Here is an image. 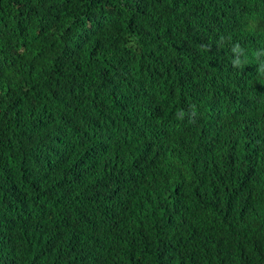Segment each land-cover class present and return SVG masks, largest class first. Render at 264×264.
I'll list each match as a JSON object with an SVG mask.
<instances>
[{"label":"trees","instance_id":"obj_1","mask_svg":"<svg viewBox=\"0 0 264 264\" xmlns=\"http://www.w3.org/2000/svg\"><path fill=\"white\" fill-rule=\"evenodd\" d=\"M0 264H264V0H0Z\"/></svg>","mask_w":264,"mask_h":264},{"label":"clouds","instance_id":"obj_2","mask_svg":"<svg viewBox=\"0 0 264 264\" xmlns=\"http://www.w3.org/2000/svg\"><path fill=\"white\" fill-rule=\"evenodd\" d=\"M239 50V45H236L234 48H233V51H238ZM240 64V61L239 59L235 60L234 61V65H239Z\"/></svg>","mask_w":264,"mask_h":264},{"label":"bare ground","instance_id":"obj_3","mask_svg":"<svg viewBox=\"0 0 264 264\" xmlns=\"http://www.w3.org/2000/svg\"><path fill=\"white\" fill-rule=\"evenodd\" d=\"M209 56V55H208ZM208 60V59H207Z\"/></svg>","mask_w":264,"mask_h":264}]
</instances>
